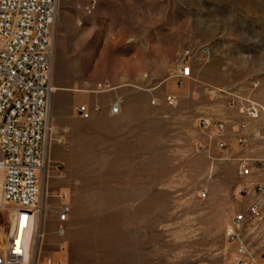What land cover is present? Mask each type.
<instances>
[{
  "label": "rangeland",
  "instance_id": "rangeland-1",
  "mask_svg": "<svg viewBox=\"0 0 264 264\" xmlns=\"http://www.w3.org/2000/svg\"><path fill=\"white\" fill-rule=\"evenodd\" d=\"M196 44L211 49V61L194 81L179 87L170 78L174 63ZM52 82L57 90L49 180L42 223L25 229L27 264L37 258L55 264H233L238 245L227 239V231L246 212V194L240 192L246 181L238 176L235 184L234 169L218 160L225 153L209 146L197 120L238 121L246 99L264 106V0H60ZM102 82L117 91L92 93ZM182 89L185 93L178 92ZM116 93L124 110L111 118L106 106ZM169 93L178 96L175 106L151 105L153 96L164 99ZM72 100L75 105L68 109ZM95 101L101 111L82 120L77 106ZM56 107L73 124L57 127ZM231 147L238 152L235 143ZM130 170L138 171L132 178L136 186L127 190L135 198L114 206L122 219L118 242L82 252L75 235L84 189L106 184L112 189L115 180L121 195ZM232 184L239 187L240 208L234 213L224 194ZM2 190L0 176L1 201ZM60 190L62 201L55 193ZM62 205L70 210L63 236L56 232L55 213ZM17 228L13 211L0 206V251ZM248 244L258 256L264 252L262 239Z\"/></svg>",
  "mask_w": 264,
  "mask_h": 264
},
{
  "label": "built area",
  "instance_id": "built-area-1",
  "mask_svg": "<svg viewBox=\"0 0 264 264\" xmlns=\"http://www.w3.org/2000/svg\"><path fill=\"white\" fill-rule=\"evenodd\" d=\"M60 11V0H0V176L3 178L2 198L13 211L16 222H24V229L40 226L41 206L44 197L47 166L49 162V136L52 133V58L55 28ZM211 49L193 45L183 50L176 59L170 78L183 87L194 81L203 67L210 63ZM109 82L97 83L92 93L116 92ZM212 100L215 90L209 91ZM178 96L169 93L164 99L151 98V105L175 106ZM235 107L236 103L231 104ZM123 98L117 93L109 103V114L119 115ZM102 109L100 102L79 104L77 115L90 120ZM238 121L199 118L197 125L207 137L209 146L225 154L233 152L231 143L238 149V173L246 181L240 192L247 195L255 175L263 177L256 185L258 199L247 213L238 214L227 231V239L237 244L233 264H264L248 251L243 243L240 228L250 221L264 223V106L245 100ZM202 149L205 150L203 147ZM259 152L260 156L254 155ZM59 178H64L61 172ZM206 197L207 190L201 193ZM47 196V195H46ZM47 196L46 198H48ZM59 197V196H58ZM58 226L56 232L63 236L70 210L62 205L55 210ZM14 234L5 252H0V264H27L26 249ZM38 239L43 238L40 230ZM32 264H55L51 260H33Z\"/></svg>",
  "mask_w": 264,
  "mask_h": 264
},
{
  "label": "bare ground",
  "instance_id": "bare-ground-1",
  "mask_svg": "<svg viewBox=\"0 0 264 264\" xmlns=\"http://www.w3.org/2000/svg\"><path fill=\"white\" fill-rule=\"evenodd\" d=\"M52 88L54 93L57 89L53 84ZM112 189L107 184L105 186L95 185L92 188H86L79 201L77 212L80 228H78L75 236L77 238V247H80L82 252L86 254L104 249L109 245L114 246V243L118 242L117 237L121 235V213L116 211L113 206L115 204H123L127 199L125 196L114 198L111 194ZM134 198L132 196V199ZM3 205L5 204L0 199V206ZM18 233V242H23L26 249L27 262L28 240H24V227L20 226V231L19 228L15 230L16 238ZM14 234H10L6 248L4 251H0L1 253L7 250L10 239Z\"/></svg>",
  "mask_w": 264,
  "mask_h": 264
},
{
  "label": "crops",
  "instance_id": "crops-1",
  "mask_svg": "<svg viewBox=\"0 0 264 264\" xmlns=\"http://www.w3.org/2000/svg\"><path fill=\"white\" fill-rule=\"evenodd\" d=\"M178 92L179 93H185L184 89L178 90ZM96 100L97 101H102L103 99L102 100L96 99ZM73 105H75V100L71 101V104L68 106V109L70 108V106L73 107ZM106 109H107L106 110L107 114L110 116L109 107L106 106ZM123 110H124V105L122 107L121 113L119 115L115 116V117H119L120 115H122ZM98 115H100V114H98ZM110 117L114 118L112 116H110ZM93 118H94V116H93ZM203 118H208V119L216 120V121L217 120H221V119H213V118H209V117H203ZM55 122H56L57 127H59V128L66 127V126H68L71 123L73 124V121L71 122L66 117H64L63 109L61 108V110H60L59 107H56ZM254 155L260 156V153L259 152H255ZM238 157H239L238 152L233 151L230 154H222L220 156V158L218 159L220 164H222V166L225 164V165L231 166L234 169L235 175H236V178H237V180H235V184H238V176H239L238 168H237V162H236ZM127 172H129V173L125 177H127V178H129L131 180L127 181L126 184L124 186H122L121 189L124 190V191H121V193H123V194L119 195L118 192L116 191L117 190V186L115 184L117 182H115V180H113V182L111 183L110 186H111V188H113L112 189L113 191L111 190V194H112V196L114 198H117L118 196H125L127 201L128 200H132V196L133 195L132 194L131 195L127 194V190H129V189L131 190V189H133L136 186V184H137L136 182L137 181L132 179V178H137L138 177V171L137 170H135V171L134 170H130V171H127ZM140 175L142 176V174H140ZM107 177H110L112 179L113 178H115V179L119 178L118 176H115V175H110V176H107ZM261 177L262 176H259L258 175V171H257V174L255 175L254 179L261 178ZM262 179H263V177H262ZM261 182H257L256 184L253 182V184L249 186L247 195L244 198V206H243V208L246 211L245 214L247 213L249 206L252 203L256 202V200L258 199V197H257L258 196V192L255 190L256 189L255 187H256V185L260 184ZM235 184H232L230 186H225L224 187V194L227 195V197L225 199L227 201L226 204L228 205L229 210L232 213H234L235 211H239V208H240L239 197H238L239 187H237ZM62 190H60L58 192H55L59 196V197L57 196V199H60L61 201L65 199V197H64L65 195H63L61 193ZM229 197L231 199L230 202H228V200H227ZM240 234L242 236L243 243L246 245L248 251L256 259H258V257H260L263 260L264 259V252L262 254H260V256L255 254V252L251 248V245L248 244V241L250 239H253V238H258V239H262V241L264 242V223L257 224L254 221H250L249 223L247 222L240 228Z\"/></svg>",
  "mask_w": 264,
  "mask_h": 264
}]
</instances>
